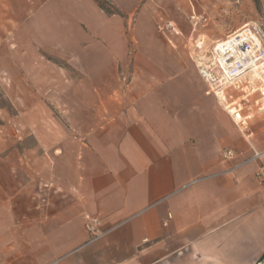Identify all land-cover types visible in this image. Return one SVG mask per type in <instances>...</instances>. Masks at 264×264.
<instances>
[{"label":"crops","instance_id":"crops-1","mask_svg":"<svg viewBox=\"0 0 264 264\" xmlns=\"http://www.w3.org/2000/svg\"><path fill=\"white\" fill-rule=\"evenodd\" d=\"M153 54L136 56L144 79L117 84L120 95L91 89L105 114L86 106L89 123L38 160V175L20 158L0 170V264H242L264 252V186L250 147L264 165V114L248 141L193 62L190 75L170 76L176 65ZM85 215L108 234L87 243Z\"/></svg>","mask_w":264,"mask_h":264},{"label":"rangeland","instance_id":"rangeland-1","mask_svg":"<svg viewBox=\"0 0 264 264\" xmlns=\"http://www.w3.org/2000/svg\"><path fill=\"white\" fill-rule=\"evenodd\" d=\"M250 23L264 29V0H3L1 173L20 158L38 175V160L58 153L66 134L78 136L77 127L89 123L86 106H95L96 118L105 114L99 102L90 103L91 89L103 99L144 79L132 70L139 53L163 54L177 67L170 76L190 75L196 40L206 52L216 35ZM250 258L242 264H262L264 252Z\"/></svg>","mask_w":264,"mask_h":264},{"label":"built area","instance_id":"built-area-1","mask_svg":"<svg viewBox=\"0 0 264 264\" xmlns=\"http://www.w3.org/2000/svg\"><path fill=\"white\" fill-rule=\"evenodd\" d=\"M194 42L190 59L206 87L237 131L248 141L250 121L264 114V29L258 23L244 24L206 52ZM252 160L257 163L254 180L264 186L262 152L250 145ZM231 150L222 152L223 160H231ZM87 243L104 238L110 230L102 227L97 216H84Z\"/></svg>","mask_w":264,"mask_h":264},{"label":"bare ground","instance_id":"bare-ground-1","mask_svg":"<svg viewBox=\"0 0 264 264\" xmlns=\"http://www.w3.org/2000/svg\"><path fill=\"white\" fill-rule=\"evenodd\" d=\"M198 42V40H196V43ZM214 44L216 43L215 41L213 42ZM262 264H264V263H262Z\"/></svg>","mask_w":264,"mask_h":264}]
</instances>
